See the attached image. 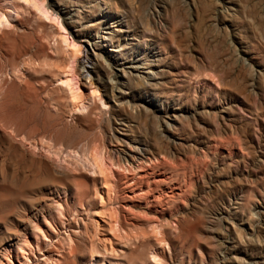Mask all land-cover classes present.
<instances>
[{"label":"rangeland","instance_id":"1","mask_svg":"<svg viewBox=\"0 0 264 264\" xmlns=\"http://www.w3.org/2000/svg\"><path fill=\"white\" fill-rule=\"evenodd\" d=\"M107 1L150 73L112 100L70 102L62 17L1 28L0 264H264V0Z\"/></svg>","mask_w":264,"mask_h":264},{"label":"bare ground","instance_id":"2","mask_svg":"<svg viewBox=\"0 0 264 264\" xmlns=\"http://www.w3.org/2000/svg\"><path fill=\"white\" fill-rule=\"evenodd\" d=\"M0 2L5 3L3 6L0 4V31L2 30L1 28H4V25L9 24L8 18L10 17V13H14V17H15L17 14L22 12V10H24V7H25L24 4L31 6V8H33V10H36L37 12H39V15L41 18L44 17V18L48 19V21L52 20L54 22H57V25L59 24V18L62 17L66 26L72 28L69 30V32L67 34L65 28L59 24L60 30H62L60 32H62V33L59 32V34H58L59 35V41L58 42L61 45L64 44V47L68 48L71 46V48L64 50V51H67V56H66L67 60L64 61V62H66L65 64L63 62L64 65L62 64V66L60 65V68H58V80H59V83L61 82L62 85L66 86V90L68 91V98H69L70 102L72 103V105L76 106L75 108H77L79 100H82V98L86 96V94H84V89L90 88L92 90L91 91L92 95H94V93H97L96 91H97L98 85L100 83L99 81H101L102 79H103V81H102L103 90H104L105 94L108 96L109 100H112L113 98L114 99L116 98L115 97L116 95H118V94L120 95V91L125 86L129 85L130 81L133 78L139 77L142 81L143 80L145 81V79L150 78L149 72L146 75H142L139 73V70L141 68L140 65L141 64H144V65L147 64V61L145 59L147 56L144 58H143V56H141L139 58L135 57L136 58V59L134 58L135 62H133V59H132V62H131V60H129L130 62H128V64L129 63H135V64H133V65L129 64L130 67H128V68H125L123 66L124 63L117 62L119 59L120 52H122L125 48H127L131 44L128 40L125 43H124L125 40L124 41L122 40V36H123L122 33H124L123 31L126 29L123 30L121 28V26H119V28L117 30H115L111 27L112 24L116 23V25H117V24L121 23V20L118 19V16H115V14L110 13V11L105 9L107 6L106 4H109L108 7H115L114 4L109 3L107 0H83V1H81V0H48L46 6L44 4L45 0H9V1L0 0ZM75 2L78 3L82 7H88L89 8L92 6L90 9H88V11H86V13H87L86 15L90 19H86L85 23L76 24V19H75L76 15L75 14H77L78 11L74 10L72 7V4H74ZM153 6L156 7V4L154 3ZM93 7H94V9H93ZM49 9H51V10H49ZM89 11H91V12H89ZM22 14H23V12H22ZM108 20H110V22H107ZM122 24H123V22H122ZM69 34L72 36H69ZM124 35L129 36L128 33H124ZM19 37H20V42L23 41L21 39L23 37L20 34H19ZM73 37H75V39H73ZM88 44L91 45L93 50H94L93 54L90 53V55H88V58L94 64L92 72H96L95 68H98V67L101 69H108L107 70L108 72H105L106 73L105 78H101L100 80H99V75L96 73V76H97L96 80L94 78L93 79L94 81H91L92 80L91 79L89 81V83L86 84L85 79L90 78V76H91L90 72L91 71L86 69L87 60L79 59V57H80L79 55L81 53V50H83V48H86V46ZM106 45L110 46L111 48H108L105 50ZM19 47H20V49H18V50H20V52H23L25 54L29 53V55L28 54L27 55L30 58H27V60L31 59L32 56L35 55L34 53L31 54V46L29 44L26 43V45H25V44H22V42H21V45ZM127 50H129V49H127ZM32 52H34V51H32ZM133 56H132V58H133ZM120 58H121V56H120ZM33 60H31V61H33ZM124 60L126 61V59H124ZM119 63L121 64L120 68L118 67L119 69L113 68L114 66L116 67V65H119ZM30 64H31V62H30ZM50 65H51V63H50ZM33 66H34V64H33ZM57 66H55V67H57ZM84 70L86 71V75L84 77H82ZM79 81H81L80 85L78 84ZM133 81H134V79H133ZM97 83H98V85H97ZM89 93H88V95H89ZM86 97L88 98L89 96H86ZM90 98H92V97H90ZM82 105H84V104H82ZM97 156H99V155H97ZM97 156H95V157L92 156V157H90V159L88 158L89 159L88 161L87 160L86 161L87 162L90 161L89 164L91 165V167L93 166L95 169V170L94 169L93 170L96 171V173L101 172L100 175L102 176V174H103L102 172H104V171H102L103 165L106 166L105 160L107 158L105 157V155H101L99 157H97ZM104 169H105V167H104ZM101 180H103L102 177H101Z\"/></svg>","mask_w":264,"mask_h":264}]
</instances>
